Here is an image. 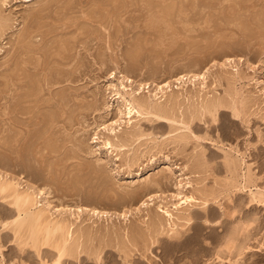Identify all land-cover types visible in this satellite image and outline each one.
<instances>
[{
	"label": "rangeland",
	"instance_id": "obj_1",
	"mask_svg": "<svg viewBox=\"0 0 264 264\" xmlns=\"http://www.w3.org/2000/svg\"><path fill=\"white\" fill-rule=\"evenodd\" d=\"M2 8L10 22L0 38V175L9 176L19 190L47 188L49 210H60L70 221L75 217L69 213L80 215L74 226L90 230L91 249L111 242L99 264H127L121 254L126 249L128 264H264V205H247V190L234 192L223 162L224 153H242L255 188L264 190V0H8ZM23 37L29 38L25 45L19 43ZM59 46L67 50L63 55ZM189 71L206 73V100L225 97L223 102L233 101L242 114L235 118L222 109L215 121L201 116L198 86L182 88L174 81ZM113 72L117 78L126 74L132 88L139 82L170 83L161 105L178 121L185 117L189 130L148 118L137 124L140 132L134 130L142 138L129 139L131 130L125 128L116 132L114 144L129 140L117 152L92 144L104 133V125L98 126L118 117L106 87L115 81L109 79ZM145 92L142 99H148ZM174 129L180 130L169 133ZM179 134L185 135L183 141L175 139ZM192 191L214 193L215 200L208 199L206 213L197 207L190 211L201 217L180 241L186 245L152 235L148 218L161 215L159 208L172 209L176 194ZM149 196L154 200L142 206ZM4 198L0 195V260L51 264V249L42 248L38 257L33 249L22 251L14 244L11 230L2 226L15 214L11 199ZM77 208H97L111 217L90 218ZM204 216L215 223L207 227ZM237 231L229 251L224 240ZM151 235L157 243L151 244ZM128 240L136 241L134 246ZM86 257L63 264H98Z\"/></svg>",
	"mask_w": 264,
	"mask_h": 264
},
{
	"label": "bare ground",
	"instance_id": "obj_2",
	"mask_svg": "<svg viewBox=\"0 0 264 264\" xmlns=\"http://www.w3.org/2000/svg\"><path fill=\"white\" fill-rule=\"evenodd\" d=\"M26 2H31L32 0H25ZM8 0H0V38L1 36H3V33L6 31V29L8 28V23L10 22V18H7L6 16L3 15V8L5 7V5H7ZM178 4V3H177ZM163 13V12H162ZM247 13V12H246ZM184 14V13H183ZM156 15V14H155ZM154 15V16H155ZM186 15V14H185ZM164 16V15H162ZM161 15L160 17V20ZM164 18V17H163ZM167 19V18H166ZM159 20V19H158ZM179 21V20H178ZM165 22V21H164ZM152 23V22H151ZM154 24V23H153ZM164 24V23H163ZM177 25V24H176ZM241 25V24H240ZM163 26V25H162ZM239 26V25H238ZM153 27V26H151ZM38 28V27H37ZM59 29V28H58ZM182 29V28H181ZM8 30V29H7ZM25 30V29H24ZM55 32V31H54ZM53 34V33H52ZM173 34V33H172ZM264 34V33H263ZM24 35V34H23ZM30 35V33H29ZM174 35V34H173ZM27 36V35H26ZM33 36V35H32ZM75 37V36H74ZM33 38V37H32ZM162 38V37H161ZM29 39V38H28ZM27 37H23L20 38L19 43L22 45L27 44ZM33 41V39H31ZM75 40V39H74ZM174 41V40H173ZM56 43V42H55ZM64 43V42H63ZM62 43V45H63ZM171 43V42H170ZM32 44V43H30ZM67 44V42H66ZM61 45V44H60ZM67 46V45H66ZM157 46V45H156ZM161 46V45H160ZM36 47V46H35ZM34 47V48H35ZM62 46H59V48ZM167 47V46H166ZM170 47V46H169ZM66 48V47H65ZM28 49V48H27ZM62 49L59 52V54L63 55V50L65 52L66 49H64V47L60 48ZM140 49V48H139ZM39 50V49H37ZM45 50V49H44ZM55 51V50H54ZM67 51V50H66ZM36 52V51H35ZM38 52V51H37ZM43 52V51H42ZM41 52V53H42ZM51 52V51H50ZM40 53V54H41ZM55 53V52H54ZM57 53V52H56ZM55 53V54H56ZM46 54V53H45ZM65 54V53H64ZM67 54V53H66ZM53 55V54H52ZM49 56V54H48ZM58 56V53L57 55ZM59 56L58 58L62 61V57ZM53 58V57H52ZM64 58V56H63ZM66 58V57H65ZM28 59V58H27ZM69 60V59H68ZM71 60V59H70ZM20 61V60H19ZM59 61V60H58ZM228 63L230 60H227ZM232 61V60H231ZM43 62V61H42ZM235 62V61H234ZM45 63V62H44ZM55 63V62H54ZM226 63V62H225ZM227 63V64H228ZM115 64V63H114ZM234 64V63H233ZM19 65V64H18ZM25 65V64H24ZM23 65V66H24ZM67 65V64H66ZM230 65V64H229ZM39 66V65H38ZM46 66V65H45ZM61 66V64H60ZM43 67V66H42ZM50 68V67H49ZM236 68V67H235ZM43 69V68H42ZM60 72V71H59ZM208 72V71H206ZM209 73V72H208ZM207 73V74H208ZM38 74V73H37ZM45 74V73H44ZM120 74V73H119ZM46 75V74H45ZM236 76H238V74L235 73ZM58 76V75H56ZM63 76V75H62ZM116 72H113L110 74L109 79H114L117 84H113V82L115 81H111L110 83H108V85L106 86L107 88H109V90H111L109 97L111 98V100L114 99L115 101V106L117 107V112H118V117L114 120L111 121L109 125H99L103 126L102 131H104V133H102L101 131V135L102 138L100 137H96V138H92V144L98 145V143H100L101 147L106 150V153L112 154L114 152L119 151L121 148L125 147L124 143L126 141H129L126 137L125 139H122L121 141H119V144H114L113 140L114 138H117V134L116 132L118 131H123V129H128L131 130V133L129 132L126 133L128 134L130 137L129 139H139L141 136H143V134L137 133L135 132V128L137 129L138 132V123L142 120H147L148 118H154L156 120L159 121H165L167 123L170 124H175V123H179V125L182 126V128H184L183 130L187 131L189 130V126L187 124V120L185 121V117L182 118V120H177L175 119V117H172L171 114L168 112L167 108L164 107L162 104V101H165V98L167 99V92L166 90H168V88H170V83H163L164 85H153L150 83H142L139 82V84H137L136 86H134L132 88V80H129V78L125 75H120L118 78L116 77ZM206 73H199V74H192L191 71H189L188 73H183L182 75H180L179 77H177L174 81L176 82L177 86H181L182 88L185 87L187 84H191L193 89H196V86H198V90L196 93V97H198L200 100L199 102V114H201V116L203 115H209V117H211L212 121H215V117L216 114L222 110V109H226V110H231L233 117L238 118L240 114H242V111H239L238 108L239 106H235L234 102L232 101L230 103V100L228 99L227 101H229L230 104H227L223 102V100H217V99H210V100H206L204 97L205 95V90H206ZM14 77V76H13ZM61 77V76H60ZM237 78V77H236ZM222 79V78H221ZM21 80V79H20ZM225 80V79H224ZM238 80H241L240 78ZM259 80V79H258ZM18 81V80H17ZM43 81V80H42ZM46 81V80H45ZM51 82V81H50ZM236 82V80H233V84ZM8 83V82H7ZM42 83V82H41ZM259 83V81L255 80V84L257 85ZM37 84V83H36ZM197 84V85H196ZM231 84V82H230ZM228 84V85H230ZM14 85V84H13ZM52 85V84H51ZM32 86V85H31ZM232 86V85H231ZM130 87L129 90H127ZM152 87V88H151ZM38 88V87H37ZM151 88V89H150ZM37 90V89H36ZM41 90V89H40ZM144 90H147V92H145L146 94H148V99L144 98L142 99L141 94L144 92ZM188 90V89H187ZM231 90V89H230ZM233 91V90H232ZM3 92V91H2ZM41 92V91H40ZM204 93V95H203ZM144 94V93H143ZM200 94V95H199ZM230 93H228V96ZM237 94V93H235ZM58 95V94H57ZM60 95V94H59ZM233 95V94H232ZM242 95V94H241ZM38 96V95H36ZM169 96V95H168ZM227 96V97H228ZM243 96V95H242ZM175 97V96H174ZM173 97V98H174ZM177 97V95H176ZM233 96H231L232 98ZM172 98V96H171ZM195 98V97H194ZM213 98V97H212ZM177 98H174L171 103H175ZM227 99V98H226ZM233 99V98H232ZM237 99V98H236ZM236 99H234L236 101ZM61 100V99H60ZM162 100V101H161ZM242 100V99H241ZM170 101V100H169ZM179 101V100H178ZM225 101V100H224ZM238 102V101H237ZM243 102V101H242ZM30 103V102H29ZM170 103V104H171ZM241 103V101H240ZM64 104V103H63ZM167 104V103H166ZM172 104V105H173ZM178 104V102H177ZM193 104V103H192ZM239 104V103H238ZM176 105V104H175ZM180 105V104H179ZM177 105V106H179ZM241 105V104H239ZM174 106V105H173ZM197 106V105H196ZM242 106V105H241ZM17 108V107H16ZM37 109V107H35ZM170 107H168L169 109ZM173 108V107H172ZM240 109V108H239ZM244 109V105L242 110ZM62 110V109H61ZM173 110V109H172ZM171 110V113H172ZM192 110V109H191ZM196 110V109H193ZM241 110V109H240ZM23 112V111H22ZM175 112V111H174ZM195 112V111H194ZM193 112V113H194ZM244 112V111H243ZM185 113V112H184ZM192 114V113H191ZM61 115V114H60ZM173 115V113H172ZM28 116V115H27ZM55 116V115H54ZM58 116V114H57ZM197 116V115H196ZM38 116H36L37 118ZM43 117V116H42ZM57 118V117H56ZM193 118V117H192ZM39 119V118H38ZM43 120V119H42ZM41 120V121H42ZM11 121V120H10ZM40 121V122H41ZM135 121V122H134ZM137 121V123H136ZM149 121V119H148ZM16 122V121H15ZM189 122V121H188ZM39 122H37L38 124ZM43 123V121H42ZM35 124V123H34ZM41 124V123H40ZM12 125V124H11ZM51 125V123H50ZM41 126V125H40ZM137 126V127H136ZM35 127V126H34ZM38 128V127H37ZM181 128V127H180ZM15 129V128H14ZM171 129V127L169 128ZM173 129V128H172ZM47 130V129H46ZM177 130L180 129H174L173 131L169 132V133H173ZM46 132V131H45ZM48 132V131H47ZM127 132V131H126ZM16 133V132H15ZM49 133V132H48ZM36 134V133H35ZM121 134V133H120ZM125 134V133H124ZM125 134V136H126ZM182 134V133H181ZM179 134L177 137H175V139H180L183 141L184 136ZM99 134H96V136ZM127 135V136H128ZM42 137V136H41ZM49 138V137H48ZM142 138V137H141ZM101 139V140H100ZM40 140V139H39ZM98 140H100V142H98ZM119 140V139H118ZM187 140V139H186ZM41 141V140H40ZM47 142V141H46ZM132 142V141H131ZM176 142V141H175ZM43 143V142H42ZM116 143V142H115ZM174 143V142H173ZM175 144V143H174ZM186 145V144H185ZM40 146V145H39ZM45 146V144H44ZM51 146V144H50ZM127 146V145H126ZM49 147V146H48ZM201 152V151H200ZM236 152V150H235ZM230 154V153H228ZM227 153H224L223 155V162L225 164L224 168H226V172L229 173L232 178L231 181H234V185H232V188L234 189V192H244L245 190H247V195H248V204H257V205H264V190L255 188V179L253 177V175L251 174V168L249 165H246L243 157L240 158L239 155V151L235 153L238 154V157H231L230 155H228ZM244 155V154H243ZM117 156V155H116ZM98 161V160H97ZM130 161V160H129ZM200 161V160H199ZM203 163V162H202ZM206 163V162H205ZM204 163V165H205ZM200 164V163H199ZM134 165V164H133ZM198 165V164H197ZM241 167H244L243 172L240 176V182H237V174L238 171L241 170ZM93 168V167H92ZM99 169V168H98ZM96 169V170H98ZM93 173V172H92ZM1 174V173H0ZM9 178V176H8ZM6 177H3V175H0V195H4L5 198H10L11 202L8 205H11L14 209V216L12 217V220L4 225L3 228H8L9 230H11L12 232V236H13V242L14 244L20 249H24V248H30L34 250V254L36 253V255L39 257L40 251H42V248H48L51 249L54 253V259L53 261L50 260L51 264H63L65 260H72V261H77L79 260L78 258L84 254L88 257H91L94 262L98 263L100 261H102L101 258V254L103 252V249L110 244L111 242H106L104 244H101L99 246H95L94 248H90L89 246L91 245L92 239H91V235L89 234L90 230L86 229H82L81 228H77L75 229V223L77 222V219L79 218V216H75V213H69L70 217H75L74 221H70L68 218L63 217L64 215H62L60 213V210H56L53 211V213L49 210V204L46 203L47 197L49 196V193L47 192V188L45 189H39V187L37 188H33L32 186L30 187H25L23 186L25 189L19 190V185L15 182H13V180H10ZM229 179V178H228ZM233 179V180H232ZM83 180V179H82ZM230 180V179H229ZM230 181V182H231ZM229 182V184H230ZM228 183V182H227ZM233 183V182H232ZM238 183V184H237ZM190 183H186V186H189ZM225 187V186H224ZM184 188V187H182ZM230 188V187H229ZM251 188H255L254 190H251ZM21 189V188H20ZM75 189V188H74ZM232 189V190H233ZM225 190V189H224ZM215 191V190H214ZM232 192V191H231ZM107 194V193H106ZM130 194V193H129ZM199 194V196H198ZM197 194L196 191H192L189 192L188 194H184L182 195V193H178L175 196H173V198H177L176 203L172 204V209L170 208H159L157 212H161L162 214L159 215L157 213H155L154 215L150 216L151 218H148V221H150V229L152 232V235L154 236H162L165 235L166 237H168L170 239V241H172V243H176L178 244L177 246H183L184 244L186 245V243L180 242L182 240V238L184 237V234H186L187 230H191V225L193 223V220H198L199 217H201L200 214H192V212L190 213L191 210H193V208L197 207L199 209H202V211L204 213H206L207 209H208V203L210 199L212 198V195H208V193H204L199 191V193ZM210 194V193H209ZM214 196V195H213ZM109 198V197H108ZM41 200L40 202H43L42 205L39 206L38 201ZM209 199V200H208ZM224 199V198H223ZM231 199V198H230ZM38 200V201H37ZM154 200V196H149L147 197L146 200H144L142 202V206L145 205L146 202V207L148 206V202H152ZM215 199H213L214 201ZM217 201V200H216ZM235 207V206H234ZM79 213H82L83 211L87 212L90 214V218H105V217H111L110 212H106V211H102V210H98L97 208H90V209H79L77 208ZM209 210V209H208ZM228 211V210H227ZM70 212V210H69ZM156 212V211H155ZM66 213V211H65ZM64 213V214H65ZM211 213V212H210ZM152 214V213H151ZM208 214V213H207ZM229 215V214H228ZM248 215V214H247ZM253 215V214H252ZM123 217H125V215H122ZM204 220L203 223L207 226V227H211L210 225L214 224L215 221H209L208 215L207 218L206 216H204ZM214 217V216H213ZM163 218V220H162ZM218 218V217H217ZM226 218V217H225ZM150 219V220H149ZM201 219V218H200ZM252 219L253 222V217L250 218ZM249 219V221L251 222V220ZM216 220V219H215ZM202 221V219H201ZM182 222V224L180 223ZM195 222V221H194ZM256 222V221H255ZM259 222V221H258ZM81 223V222H80ZM146 224V223H145ZM144 224V225H145ZM196 224V223H195ZM249 224V223H248ZM255 224V223H254ZM148 225V224H146ZM239 225V224H238ZM252 226V225H251ZM191 227V228H190ZM197 227V226H196ZM249 227V226H248ZM194 228V227H193ZM184 229H186L184 231ZM3 230V229H2ZM133 230V229H132ZM132 230L131 234L132 235ZM196 230V229H195ZM201 230V229H200ZM212 230V229H211ZM118 231V230H117ZM135 230H133L134 232ZM139 231V230H138ZM231 231V230H230ZM147 232V231H146ZM238 232H233V234H229L226 235L228 236L226 238V240H224L225 242V247H227V245H230L232 243H234L238 238ZM121 233V232H120ZM128 233V232H127ZM126 233V234H127ZM139 232H137L138 234ZM242 233V232H241ZM103 234V233H102ZM127 234V235H129ZM136 234V233H135ZM141 235V233H139ZM242 234H246L245 232H243ZM100 235V234H99ZM109 235V234H108ZM134 235V234H133ZM139 235V238H140ZM151 235V238H152ZM103 236V235H102ZM143 236V235H142ZM153 236V241L151 244H155L157 242H155V238L154 239ZM249 236V235H248ZM104 237V236H103ZM122 237V236H121ZM130 237V236H129ZM134 238H136L137 236H133ZM100 238V236L98 237ZM102 238V237H101ZM115 238V237H114ZM126 238V237H125ZM138 238V237H137ZM143 238V237H142ZM141 238V239H142ZM225 238V236H224ZM129 239V238H128ZM133 239V238H132ZM168 239V240H169ZM185 239V238H184ZM99 240V239H97ZM122 240V239H121ZM137 240V239H134ZM132 242V240H128V244H130L131 246L135 244V242ZM140 240V239H139ZM137 240V241H139ZM187 240V239H186ZM120 240H118L117 242H115L116 244L119 242ZM123 241V240H122ZM119 242L120 244L122 243ZM168 241V242H170ZM196 241V240H195ZM101 242V241H100ZM147 242V241H146ZM191 242V241H190ZM239 242V241H238ZM97 243V242H95ZM99 243V242H98ZM142 243V242H141ZM183 243V244H182ZM119 244V247H120ZM138 244V242H137ZM136 244V245H137ZM140 244V243H139ZM143 244L145 245V243L143 242ZM244 244V243H243ZM111 245V244H110ZM109 245V246H110ZM148 245V244H147ZM146 245V246H147ZM190 245V244H189ZM198 245V244H197ZM118 247V244L116 245ZM124 246V245H123ZM122 246V247H123ZM126 246V244H125ZM139 246V245H138ZM141 246V245H140ZM146 248V250L149 249V247ZM240 246V245H239ZM106 247V248H107ZM112 247V246H111ZM127 247V246H126ZM137 247V246H136ZM234 247V245H233ZM241 247V246H240ZM246 247V246H245ZM131 248V247H130ZM133 248V247H132ZM135 248V247H134ZM187 248V247H186ZM221 248V247H220ZM230 248V247H229ZM228 248V249H229ZM235 248V247H234ZM121 250H123V248H120ZM126 249V248H125ZM138 249V247H137ZM179 249V248H178ZM226 249V250H228ZM231 249V248H230ZM229 249V251H230ZM117 250H119L117 248ZM119 250V251H121ZM145 250V249H144ZM145 250V251H146ZM150 250V249H149ZM23 251V250H22ZM134 251V250H132ZM195 251V250H194ZM45 252V251H44ZM192 252V251H191ZM206 252V251H205ZM241 251H239L240 253ZM144 253V251H143ZM202 253V252H201ZM122 255L124 254V257L126 260V263L128 264L129 262H127V258L130 259V250L126 249V252L124 251V253H121ZM241 253L237 256H240ZM0 256H2V247L0 246ZM53 257V256H52ZM1 258V257H0ZM147 258V257H146ZM239 258V257H238ZM148 261V260H147ZM43 262V261H42ZM69 262V261H68ZM124 262V261H123ZM150 262V261H149ZM236 263V260H235ZM0 264H4L3 261L0 260ZM45 264V263H42ZM47 264V263H46ZM238 264V262H237Z\"/></svg>",
	"mask_w": 264,
	"mask_h": 264
}]
</instances>
